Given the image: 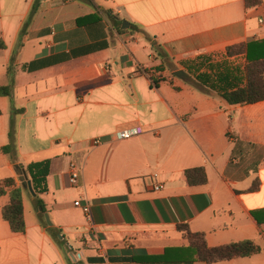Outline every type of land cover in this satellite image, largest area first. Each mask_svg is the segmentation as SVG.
<instances>
[{
	"label": "crops",
	"instance_id": "0c3cea01",
	"mask_svg": "<svg viewBox=\"0 0 264 264\" xmlns=\"http://www.w3.org/2000/svg\"><path fill=\"white\" fill-rule=\"evenodd\" d=\"M34 1L0 0V87L13 70L11 96L0 97V181L21 186L19 165L47 161L39 198L51 226L23 190L25 231L12 233L1 214L9 196L0 197V264H142L126 259L187 247L179 225L209 248H260L216 264H264V223L251 215L264 211V102L221 97L245 83V57L225 50L264 39V0L252 9L243 0H40L21 34ZM11 120L14 148L3 154ZM137 127L141 135L115 140ZM195 168L205 185H188L184 172Z\"/></svg>",
	"mask_w": 264,
	"mask_h": 264
},
{
	"label": "trees",
	"instance_id": "16d2710c",
	"mask_svg": "<svg viewBox=\"0 0 264 264\" xmlns=\"http://www.w3.org/2000/svg\"><path fill=\"white\" fill-rule=\"evenodd\" d=\"M87 3L95 8L92 0H86ZM245 9H252L261 5V0H243ZM40 0H35L27 20L23 24L21 34L25 32L30 24L33 16L39 8ZM94 18L92 16L77 20V24L81 25ZM125 31V30H123ZM2 44L0 42V49ZM227 58L243 55L245 57L244 81L241 87H237L231 91H223L222 99L231 106H248L260 102H264V39L253 40L247 43H240L226 48ZM225 75H230L228 63L224 62ZM8 85L0 87V97H10L13 86V70L9 66L6 72ZM151 81L158 85L160 82L152 77ZM20 110H16L18 113ZM14 112V110H13ZM13 122H10L9 144L1 148L3 154H10L13 146ZM25 172L29 178L34 195L33 203L36 209H41L38 213L39 218L46 226L44 214L45 206L39 198L46 191V178L48 175V162H39L29 164L25 168ZM185 179L189 186H202L206 184V175L202 168L189 169L184 172ZM256 189V184L249 190ZM23 189L13 178H7L0 181V197L8 194L9 201L1 209L2 218L12 233L23 234L25 231V223L23 218ZM251 215L258 224L264 223V211L251 212ZM177 230L181 232L187 242V247L167 248L161 256H133L127 258L126 261L137 262L142 264H174V263H193L200 261L205 264H216L221 261H230L237 258H249L260 252V248L252 241H241L230 243L227 245L209 248L207 247L204 236L202 234L191 233L186 225L177 226ZM100 260H93L95 263Z\"/></svg>",
	"mask_w": 264,
	"mask_h": 264
},
{
	"label": "built area",
	"instance_id": "2783aa9c",
	"mask_svg": "<svg viewBox=\"0 0 264 264\" xmlns=\"http://www.w3.org/2000/svg\"><path fill=\"white\" fill-rule=\"evenodd\" d=\"M152 82V81H151ZM152 86L154 87L155 84L152 82ZM143 133L141 128H132V129H128V130H122V131H118L114 134V138L117 141H123V140H129L133 137L139 136ZM100 143L99 139H93L92 140V144L93 145H98ZM68 177H69V183L71 185H76L79 179V169L75 164H70L69 168H68ZM152 182H156L157 181V176L154 175L151 178ZM161 189V185H155L153 186V190L154 191H159ZM74 206L78 207L82 210L83 214L85 215V218L87 221H90V214H89V206L88 204H81L80 201L74 202Z\"/></svg>",
	"mask_w": 264,
	"mask_h": 264
},
{
	"label": "water",
	"instance_id": "95a60500",
	"mask_svg": "<svg viewBox=\"0 0 264 264\" xmlns=\"http://www.w3.org/2000/svg\"><path fill=\"white\" fill-rule=\"evenodd\" d=\"M121 28L123 30L127 29L128 24L125 21L122 22ZM172 76H174L176 78H181V79L187 77L182 71H175L172 73ZM18 167L21 169V171L19 173V177H18L17 181L20 183L23 190H27L30 193V195L33 196L34 193H33L30 181H28L27 176H26L24 170L22 169L21 165H19ZM38 210H39V212H41L40 208ZM44 220L48 226H51V222H50L49 216L47 214H44ZM70 258H71L72 262L75 263V259L73 258L72 255H70Z\"/></svg>",
	"mask_w": 264,
	"mask_h": 264
},
{
	"label": "rangeland",
	"instance_id": "374dc122",
	"mask_svg": "<svg viewBox=\"0 0 264 264\" xmlns=\"http://www.w3.org/2000/svg\"><path fill=\"white\" fill-rule=\"evenodd\" d=\"M213 63H215V62H213ZM213 63H211L210 64V68L212 69V70H218L219 69V63L218 64H213ZM174 80H177L176 78H174ZM161 83V81L158 83V84H160ZM164 83V82H163ZM167 83V82H166ZM190 84V83H189ZM191 85V84H190Z\"/></svg>",
	"mask_w": 264,
	"mask_h": 264
}]
</instances>
